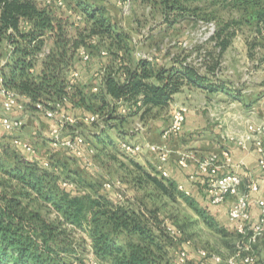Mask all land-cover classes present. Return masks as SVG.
Returning a JSON list of instances; mask_svg holds the SVG:
<instances>
[{
  "label": "trees",
  "instance_id": "trees-1",
  "mask_svg": "<svg viewBox=\"0 0 264 264\" xmlns=\"http://www.w3.org/2000/svg\"><path fill=\"white\" fill-rule=\"evenodd\" d=\"M195 1L152 0V4L158 7L164 22L172 24L186 17L197 18L198 8L190 5ZM232 2L242 10L240 18L232 23L254 26L257 41L253 45L261 46L264 59V0ZM77 5L84 15L80 26H74L70 15L58 13L57 7L43 0H0V45L5 48L0 72L4 84L27 96V107L36 110L35 103L54 101L67 94V75L75 68L80 46L85 45L92 54L107 40L105 48L120 59L122 66L106 67L101 79L98 100L101 106H111L101 117L102 130L107 126L119 128L118 122L125 119L124 114L119 115L114 99L131 103V114L141 109L142 114H147L155 107L167 106L186 83L206 84L207 76L216 75L222 54L234 36V31L225 32L231 22L214 32L211 39L218 51L205 73L178 57L169 66L144 58L129 63V37L105 15L104 7L89 0H77ZM92 36L98 37L96 44L89 42ZM47 40L51 43L49 52L39 57ZM213 84L204 86L212 89ZM138 99L141 106L134 103ZM131 162L141 171L138 182L150 183L162 194L175 195L178 188L174 179L160 175L153 166L148 170L134 159ZM62 173L59 165L44 168L38 159L30 160L7 145L1 146L0 264H88L78 251L81 243L75 235L77 227L86 230L92 252L110 264H177L170 255L174 241L165 232V219L154 210L111 202L94 183L75 173ZM62 180L73 182L74 187H63ZM79 186L89 191H79ZM180 196L206 222L212 221L208 210L193 197L183 192ZM43 208L54 211L55 217L48 218Z\"/></svg>",
  "mask_w": 264,
  "mask_h": 264
},
{
  "label": "rangeland",
  "instance_id": "rangeland-1",
  "mask_svg": "<svg viewBox=\"0 0 264 264\" xmlns=\"http://www.w3.org/2000/svg\"><path fill=\"white\" fill-rule=\"evenodd\" d=\"M89 2L103 6L105 15L111 22L127 33L131 43L130 53L126 57L129 63L146 54L158 58L159 61L155 63L169 66L172 64V59L178 57L185 58L186 62L196 66L201 73H205L206 67L214 63L212 57H215L218 51L215 48L214 39L210 38L211 29L216 32L226 23L231 22L225 32L234 31V36L222 54L216 75L207 76L209 80L204 85L214 83L213 85L217 88H209V90L222 92V97L246 99L248 110H254L252 105L256 102L255 97L263 95V50L259 44L253 45V42L257 41L255 38L257 37L256 29L253 25L232 23V21L239 19L242 14V10L234 6L232 0H196L190 5L198 8L196 11L197 18L186 17L172 24L164 22L162 14L157 6H153L152 0H89ZM65 4L66 8H73L80 12L77 0H65ZM57 10L58 13L64 14L65 12L63 8ZM107 43L106 40L100 47L94 49L96 61L100 57L98 50L105 48ZM0 55L1 63L5 60L3 45H0ZM76 59L79 60V57L77 56ZM101 62H104L107 68L120 69L122 66L120 59H117L114 53L109 54L107 58L101 59L100 57L99 63ZM83 65L85 70L90 73L92 65L87 63ZM204 85L201 87L206 89ZM220 85L224 86L221 87ZM100 86L101 81L95 79L94 76H91L86 84L77 82L64 104L66 110L80 118L75 125L76 127H68V130L77 129L94 146L93 158L98 171L87 169L85 164L71 153L63 149H52L48 145L46 141L48 139L42 133L44 114L40 111L34 112L33 109H30V117H27L25 113L21 114L25 116V127L19 135L34 146L37 158H46L50 161V165H59L63 168V176L75 173L86 181L94 183L97 186V191L110 199L111 202L129 203L136 208L140 207L147 211L154 210L159 218L168 219L174 225L182 228L185 235L192 241L190 258L186 264L199 263L201 259L197 249L200 248L218 253L223 258L220 263L206 260L208 264H226L224 260L232 254L237 238L232 224H228L223 218H216L206 205L197 202L200 207H205L208 210L207 215L211 217L212 221L206 222V219L180 196L181 191L179 189L174 196H168L162 194L150 183L138 182L137 178L141 175V171L132 164L131 159L138 161L144 168L150 170L154 162V153L146 150L141 154L129 156L119 147L118 137L134 142L130 135L134 134L135 136L137 123H142L144 127L145 124L153 125L156 122L155 131L157 132L162 126L166 127L170 122L171 107H157L147 114H142V109L134 115L131 114L132 112L124 114L123 122H118L119 128L107 126L102 130L96 123L86 122L84 119L85 116L92 114L101 118L111 107L101 106L97 96ZM81 97H84L83 100ZM119 115L121 114L119 113ZM151 129L150 126L148 131ZM101 134H105V136ZM12 135L13 133L0 134V154L1 146L7 145L27 157L26 153L10 142ZM136 138V141H139L142 136L139 135ZM216 141L217 144L224 146L219 137ZM104 180L111 182L119 180L122 182V186L106 190L102 187ZM84 190L89 191L88 188L79 186V191ZM117 192L121 194L122 198L117 196ZM42 210L48 218L55 217L54 211L47 208ZM75 233L77 241L81 243L78 248L81 256L86 261L90 259L93 261L101 260L92 252L86 230L77 227ZM254 250L258 259L264 260V233L254 246ZM173 251L170 248L172 259H174Z\"/></svg>",
  "mask_w": 264,
  "mask_h": 264
},
{
  "label": "built area",
  "instance_id": "built-area-1",
  "mask_svg": "<svg viewBox=\"0 0 264 264\" xmlns=\"http://www.w3.org/2000/svg\"><path fill=\"white\" fill-rule=\"evenodd\" d=\"M48 5H53L57 8H63L67 15L73 19L74 26H80L84 20V15L81 12L75 11L73 8H66L65 0H43ZM28 26V22L24 23V28ZM212 35L214 34L211 29ZM211 35V36H212ZM210 36V38H211ZM97 36H92L89 39L91 44H96ZM49 52V48L44 46L39 53V57H43ZM78 57L87 62L91 58V53L85 45L78 48ZM103 58H107L109 52L106 48H101L99 51ZM139 58H144L148 61L158 62L159 59L150 55L143 54ZM5 61L0 63L2 66ZM106 64L101 62L98 70L94 73V78L101 81L105 72ZM33 71V68L31 69ZM122 77L126 74L123 72ZM79 76L78 70L71 69L67 75V94L63 97L48 101L46 103H35L36 110L42 112L46 117L54 122V126L48 133L49 144L52 149H63L71 153L74 157L80 159L87 169L98 171L94 161L95 148L90 144L86 137L77 130L65 133L68 127L75 126L80 118L74 113L69 112L64 107L68 100V93L77 83ZM0 97L1 108L0 111V131L1 133L12 134L10 142L19 150L27 154L30 160H39L44 168H50V161L46 158H37L34 146L27 140L22 138L19 134L25 127V116L17 115L11 116L13 110H22L24 103L29 101L25 95H19L15 90L8 88L4 84V77L0 72ZM135 105L141 106V100L138 99ZM133 107L131 103L125 104L120 112L121 114L131 113ZM188 106L181 102L173 103L171 106V118L169 124L161 132V142L152 143L149 141L131 142L128 140H120V149L129 156H135L143 153L146 150H153L157 153L156 170L160 175L169 177L168 171L165 169V163L170 159L172 148L168 144L170 138L178 136L184 126ZM254 110H249L248 115H253ZM238 117L242 114L238 113ZM86 122L96 123L100 127L104 126L102 119L95 114L84 117ZM136 131L143 129L142 123H137ZM220 136L223 140H229L235 143L239 148L248 152L254 150L257 153V163L262 172H264V121H259L253 117H247L244 121V129L230 130L223 129L222 124H219ZM193 156L186 151H178L176 164L180 167H187ZM241 164L234 163L229 149L222 148L219 152H209L201 157L195 159V171L190 174V178L197 175L206 176L205 178V192L211 204H221L228 199L232 200V204L228 209V218L234 227L237 235L234 250L230 256L224 261L226 264H264V260H259L254 246L258 243L260 237L264 233V198L258 197L255 194L259 191L258 182L255 179L245 180L237 171H227L220 173L219 169L223 166L238 167ZM61 185L66 188H73L74 183L68 180H62ZM122 182L117 180L111 182L104 180L102 187L106 190L112 188H120ZM177 188L190 195V191L185 189L183 184H177ZM119 198L121 194L116 193ZM165 232L174 241V260L177 264H186L190 258V247L192 241L187 237L180 227L174 225L168 219L164 221ZM200 261L198 264H208L206 260L214 263H220L223 258L218 253L208 251L206 249H197ZM88 264H110L107 261H93L88 260ZM84 264V263H79Z\"/></svg>",
  "mask_w": 264,
  "mask_h": 264
},
{
  "label": "crops",
  "instance_id": "crops-1",
  "mask_svg": "<svg viewBox=\"0 0 264 264\" xmlns=\"http://www.w3.org/2000/svg\"><path fill=\"white\" fill-rule=\"evenodd\" d=\"M50 41L45 42L46 47H50ZM100 55V53H99ZM101 59L103 57L100 55ZM96 61V56L94 53L91 54L89 61L84 62L80 58L75 61V69L78 70L79 76L77 82L80 84H86L87 80L94 76V73L99 68V58ZM92 65V70L88 73L85 70L83 64ZM92 63V64H91ZM222 92H216L214 90L203 89L200 85L193 83H186L182 89L175 94H173L172 99L168 103V108H170L173 103L184 102L188 106V111L186 113L185 122L182 132L173 138L168 140L169 146L172 148V153L168 162L165 163V169L168 171L169 177L174 179L177 184H183L184 188L190 191V196L193 197L197 202L207 206V209L215 215L216 218H223L228 224H232L228 218V209L232 204V200L228 199L221 204H211L208 200L207 194L205 192V178L206 176L197 175L194 178H190L189 175L195 171V159L205 155L209 152H219L222 148H227L230 150L232 155V160L234 163L241 164L238 167L223 166L219 169L220 173L227 171H237L245 180L255 179L259 185V191L255 194L258 197L264 198V172H262L257 163V153L254 150L248 152L239 148L235 143L229 140H223L220 136L221 129L219 124L221 123L223 129L228 128L230 130L244 129V121L247 117H253L256 120L264 121V93L260 97H255L256 102L252 105L254 108L253 115H248V104L245 100H240L238 98H231L228 96L222 97ZM117 104V110L120 112L121 108L127 104V102L119 100H113ZM245 104V105H243ZM170 105V106H169ZM164 106V107H167ZM157 107H155L156 109ZM160 108V107H158ZM251 108V107H250ZM249 108V109H250ZM0 110L1 108V97H0ZM34 112L38 110L33 109ZM30 108L27 107V103H24V108L22 110L11 111V116L26 114L29 115ZM42 113V112H41ZM121 113V112H120ZM241 113L242 116L238 117L237 114ZM43 114V113H42ZM134 115V114H133ZM42 120L44 126L42 127V133L48 139V133L50 129L54 126L52 119L43 115ZM156 121V120H154ZM145 124L142 130L136 131L135 136L131 134V139L134 142L139 141H149L152 143L161 142V132L165 127H161L158 132L155 131V124ZM152 127L148 131V128ZM76 126H73L75 128ZM69 128L65 130V133L72 132ZM77 130V129H75ZM78 131V130H77ZM138 132V133H137ZM36 133V131H34ZM1 134V131H0ZM99 134V133H96ZM103 135V134H101ZM118 135H121L118 133ZM141 135L142 139L137 140V136ZM105 136V135H104ZM224 143V146L217 144V139ZM100 139L102 138L99 137ZM120 140H125L123 137H118V142ZM48 145L49 140H46ZM51 147V146H50ZM153 166L157 163V153L153 150ZM178 151H186L193 156L187 167H180L176 164V158Z\"/></svg>",
  "mask_w": 264,
  "mask_h": 264
}]
</instances>
